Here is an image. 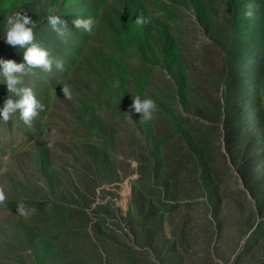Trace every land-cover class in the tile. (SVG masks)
Returning a JSON list of instances; mask_svg holds the SVG:
<instances>
[{
	"label": "rangeland",
	"instance_id": "rangeland-1",
	"mask_svg": "<svg viewBox=\"0 0 264 264\" xmlns=\"http://www.w3.org/2000/svg\"><path fill=\"white\" fill-rule=\"evenodd\" d=\"M15 12L63 70L23 77L31 127L0 119V264H264V0H0V60L23 63Z\"/></svg>",
	"mask_w": 264,
	"mask_h": 264
},
{
	"label": "clouds",
	"instance_id": "clouds-1",
	"mask_svg": "<svg viewBox=\"0 0 264 264\" xmlns=\"http://www.w3.org/2000/svg\"><path fill=\"white\" fill-rule=\"evenodd\" d=\"M245 18H254V5L249 3L245 6ZM56 9H51V13H55ZM160 15V13H156ZM48 23L57 34L63 36L67 31V24L60 16L50 14L47 17ZM151 16L145 17L143 14L138 15L135 20L137 26H143L149 23ZM77 29H83L85 32L91 33L96 24L92 17L79 18L73 21ZM36 22L27 15L26 12H15L7 18L5 26V42L13 47L19 46L24 49L23 63H16L13 60H0V69L4 82L7 85V90L10 93L8 99L4 103V107L0 110V119L8 122L11 116L19 113L20 120L29 127L32 125L33 119L39 114V111L44 110V106L37 100L34 89L23 85V77L31 74V70L40 68L45 72H51L53 64L58 70H63V61L54 59L50 52L40 43L35 41L34 29ZM118 87V82L116 84ZM62 93L65 99H72V90L65 84L62 87ZM15 97V101L12 97ZM130 107V111L140 114L142 123L149 122L155 118L157 105L151 98L142 99L139 95L135 96ZM131 120V117H129ZM134 163V162H133ZM7 199L5 187L0 185V205H4ZM17 212L20 216H27L28 210L24 203L17 204Z\"/></svg>",
	"mask_w": 264,
	"mask_h": 264
}]
</instances>
